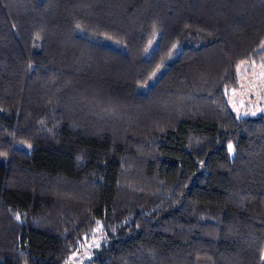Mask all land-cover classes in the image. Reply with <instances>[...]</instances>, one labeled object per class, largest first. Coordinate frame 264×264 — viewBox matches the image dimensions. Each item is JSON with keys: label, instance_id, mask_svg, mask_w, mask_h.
I'll list each match as a JSON object with an SVG mask.
<instances>
[{"label": "trees", "instance_id": "trees-1", "mask_svg": "<svg viewBox=\"0 0 264 264\" xmlns=\"http://www.w3.org/2000/svg\"><path fill=\"white\" fill-rule=\"evenodd\" d=\"M244 63L264 0H0V264H264Z\"/></svg>", "mask_w": 264, "mask_h": 264}, {"label": "rangeland", "instance_id": "rangeland-1", "mask_svg": "<svg viewBox=\"0 0 264 264\" xmlns=\"http://www.w3.org/2000/svg\"><path fill=\"white\" fill-rule=\"evenodd\" d=\"M152 47L150 46L149 49ZM237 88L230 90L227 95L228 106L236 118H254L264 112V64L253 66L239 64L237 66ZM158 74V72L156 73ZM156 75L150 81L138 88V92L145 93L154 83ZM231 146V148H230ZM233 147L227 145V155L233 157ZM99 229H95L90 238L84 242L65 264H91V259L96 256L97 249L102 244Z\"/></svg>", "mask_w": 264, "mask_h": 264}, {"label": "snow or ice", "instance_id": "snow-or-ice-1", "mask_svg": "<svg viewBox=\"0 0 264 264\" xmlns=\"http://www.w3.org/2000/svg\"><path fill=\"white\" fill-rule=\"evenodd\" d=\"M230 148H231V146H230Z\"/></svg>", "mask_w": 264, "mask_h": 264}]
</instances>
